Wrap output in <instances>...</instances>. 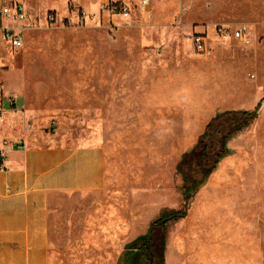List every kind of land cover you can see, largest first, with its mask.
<instances>
[{"label":"rangeland","instance_id":"obj_1","mask_svg":"<svg viewBox=\"0 0 264 264\" xmlns=\"http://www.w3.org/2000/svg\"><path fill=\"white\" fill-rule=\"evenodd\" d=\"M140 3L25 0L24 46L0 65V99L13 89L27 133L107 150L105 193L51 201L50 264H148L140 246L152 222L179 210L187 214L166 226L163 264H264V0ZM218 28L245 29L250 42ZM259 103L257 119L227 139V154L186 197L176 171L183 155L217 113ZM211 145L206 163L219 139ZM109 210L126 231L105 232Z\"/></svg>","mask_w":264,"mask_h":264},{"label":"crops","instance_id":"obj_2","mask_svg":"<svg viewBox=\"0 0 264 264\" xmlns=\"http://www.w3.org/2000/svg\"><path fill=\"white\" fill-rule=\"evenodd\" d=\"M10 88L0 99V264H50L51 201L58 194L105 193L111 186L107 150L27 133L16 120L20 102ZM101 214L106 233L126 231L115 211Z\"/></svg>","mask_w":264,"mask_h":264},{"label":"trees","instance_id":"obj_3","mask_svg":"<svg viewBox=\"0 0 264 264\" xmlns=\"http://www.w3.org/2000/svg\"><path fill=\"white\" fill-rule=\"evenodd\" d=\"M260 109V103L253 110H231L217 113L208 123L205 132L199 138L196 145L189 152L185 153L181 161L176 166L177 173L183 179V193L189 195L192 190H196L199 184L203 183L217 166L219 159L227 154V139L238 133L243 128L249 127L252 122L257 119ZM214 139H219V151L214 152L215 158L207 160L209 146ZM210 141V145L208 144ZM204 159V162L202 161ZM186 195V197H187ZM187 210L172 211L163 214L159 219L152 222L149 236L142 242L140 246V258L148 264H163L159 261L163 254L164 233L166 226L170 222L178 221L184 218ZM162 230L161 248L159 254L155 250L157 230ZM158 255V261L156 257Z\"/></svg>","mask_w":264,"mask_h":264},{"label":"built area","instance_id":"obj_4","mask_svg":"<svg viewBox=\"0 0 264 264\" xmlns=\"http://www.w3.org/2000/svg\"><path fill=\"white\" fill-rule=\"evenodd\" d=\"M153 0H141V7L146 8ZM105 10L121 14L125 17L129 15L128 8L119 3H107ZM51 21H54L52 15ZM28 19V11L23 0H0V65L3 63V53L13 54L20 51L24 46V32ZM216 33L224 39H237L243 43H249V34L245 29L230 30L228 28H218ZM193 44L196 51L203 52L206 49L205 35L195 33ZM4 157V153H1Z\"/></svg>","mask_w":264,"mask_h":264}]
</instances>
